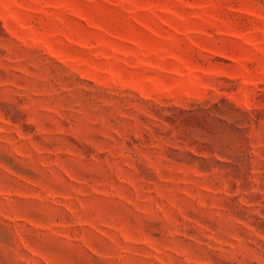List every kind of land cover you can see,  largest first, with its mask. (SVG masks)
<instances>
[{
  "label": "rangeland",
  "instance_id": "374dc122",
  "mask_svg": "<svg viewBox=\"0 0 264 264\" xmlns=\"http://www.w3.org/2000/svg\"><path fill=\"white\" fill-rule=\"evenodd\" d=\"M0 264H264V0H0Z\"/></svg>",
  "mask_w": 264,
  "mask_h": 264
}]
</instances>
